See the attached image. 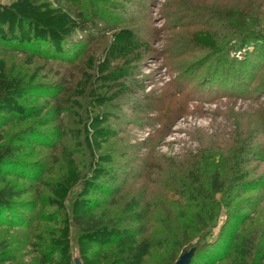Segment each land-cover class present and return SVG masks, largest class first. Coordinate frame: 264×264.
<instances>
[{
  "label": "trees",
  "instance_id": "16d2710c",
  "mask_svg": "<svg viewBox=\"0 0 264 264\" xmlns=\"http://www.w3.org/2000/svg\"><path fill=\"white\" fill-rule=\"evenodd\" d=\"M75 1L11 0L8 5L0 4V44L9 50L7 53L25 57V66L29 67L35 56L69 65L79 56V62L84 60L76 99L71 101L65 98L72 90L65 80L54 85L40 84L41 69L29 74L21 66L0 58V264H75L74 254L82 264H145L154 249L150 239L144 238L145 217L136 198L127 201L113 219L107 217L105 201H100L109 195L108 185L116 182L115 172L109 168L113 158L103 152L116 135L108 127L111 117L104 110L121 98L145 92L141 86L144 82L136 76L150 46L143 42L137 27L101 25L105 17L120 12L115 3L91 0L89 11L74 12L68 5ZM98 2L103 5H94ZM229 17L242 31L256 26L244 13L230 12ZM260 33L236 36L238 43L227 54L220 50L212 33L193 35L194 45L216 51L219 59L209 65V79L226 73L218 82L222 81L223 92L231 95L225 96L229 103L221 114L224 124L215 129L212 141L204 149L189 156L187 176L183 179L191 181L183 183L182 188L188 192V203L200 209L194 215L198 228L193 233L190 227L174 230L172 241L167 244L172 250L168 264H175L193 241L196 247L191 264H214L213 259L230 242L226 252L229 255L221 259L230 264H264V226L254 229L250 222L248 228L226 236V224L215 239H209L224 211L229 220L246 225L249 219H241V214L252 199L241 198L264 189V171L259 173L264 166V77L252 92L254 105L244 111H233L234 99L246 98L242 96L244 90L239 89L241 80L229 87L233 74L250 65L264 67V49L258 47L264 40ZM96 35L106 41L98 55L87 52L86 45ZM242 51L246 58L240 61L235 56ZM233 53L227 64L224 57ZM256 57L263 59L257 62ZM209 82L218 84L207 79L200 89ZM52 102L55 106L73 104L82 112L77 113L80 128L74 140L77 151L87 155V162L81 168L77 153L64 152L61 174L57 181L47 183L36 175L34 161L39 148L49 147L57 137H47L41 131L51 128L47 112L57 109L51 107ZM16 125L27 128L6 140L5 128ZM220 137L224 140L220 141ZM37 183L50 193L42 204L25 200L31 186ZM46 209L55 211L46 213ZM29 255L32 257L26 261Z\"/></svg>",
  "mask_w": 264,
  "mask_h": 264
},
{
  "label": "rangeland",
  "instance_id": "374dc122",
  "mask_svg": "<svg viewBox=\"0 0 264 264\" xmlns=\"http://www.w3.org/2000/svg\"><path fill=\"white\" fill-rule=\"evenodd\" d=\"M10 1L1 0L0 4L8 5ZM108 1L115 3L114 6L121 10L105 17L101 25L106 23L118 28L137 27L143 42L150 46V52L143 57L136 76L140 82H144L141 86L145 88V92L121 98L104 110L111 117L108 127L116 134L103 149L104 153L113 158V164L109 168L114 170L116 182L108 185L109 195L100 201H105L107 217L113 219L120 214L127 201L136 198L145 217L144 238L150 239L154 245L145 264H168L172 250L167 244L171 243L174 230L177 227L179 230L190 227L188 229L193 233L198 228L194 215L200 209L194 203H188V192L182 188L183 183L187 185L191 181L183 179L187 176L188 170L185 174V169L190 163L189 156L204 149L212 141L215 129L224 124L221 114L227 111L224 106L229 103L225 96L231 95L223 92L222 81L218 82L220 78L223 80V74L227 76L226 73L221 72L219 77L209 79L207 69L219 59L216 51L194 45L193 35L197 32L212 33L223 54H227L228 49L238 43L236 36L246 33L252 36V33L261 32L259 35L262 34L264 39V0ZM90 4L91 0H76L68 7L74 12L81 9L89 11ZM94 5L101 7L103 2ZM230 12L246 14L256 22V26L244 31L236 28L229 17ZM93 37L86 44L87 52L98 55L104 50L106 41L97 35ZM88 38L89 36L85 37L87 40ZM258 47L264 49V40ZM7 51L9 50L0 44V58L21 66L29 74L41 69L38 78L40 84L54 85L65 80L67 88L72 87L65 94V98H70L71 101L76 99V85L84 71V60L79 62L80 56L70 65L48 62L35 56L28 67L25 66V57L17 58L15 54ZM245 54L244 51L236 53L235 58L243 61ZM232 56L234 53L224 57L227 64ZM255 59L260 62L263 57ZM237 70L241 68L238 67ZM236 75H240V78L245 76V79H238ZM236 75L230 76L229 87L241 80L239 89L244 90L242 96L246 98L234 99L235 113L254 105L252 92L262 76L264 77V67L261 64L250 65ZM207 79L218 84L209 82L204 89H200V85ZM250 97L253 99H249ZM55 104L52 102L51 107L57 109L47 112L52 121L51 128H43L41 131L47 137H57L52 139L49 147L39 148L38 157L34 161L37 165L36 175L40 181L47 183L57 181L61 174L64 152L77 153L76 160L81 168L87 162V155L83 151H77V142L74 140L75 132L80 128L77 124V113L82 112L73 104ZM254 107L257 108L258 105ZM26 128V125L5 128L6 140L15 132H22ZM172 161L174 163L170 164ZM262 171L264 166L259 173ZM29 193L25 200L32 203L42 204L50 196L48 189L39 183L32 185ZM242 199H252V204H246L245 211L240 213L241 219H249L247 224L242 226L240 221L229 220L226 217L227 211H224L209 239H215L221 227L226 224V236H231L234 230L248 228L250 222L254 229L264 226V189L251 191ZM54 211L45 210L46 213ZM230 246L231 242L223 247V253L213 259L216 261L214 264H230L229 261L221 259ZM195 247V241L190 242L186 245L185 252ZM31 257L29 255L26 261ZM74 261H79L75 254Z\"/></svg>",
  "mask_w": 264,
  "mask_h": 264
},
{
  "label": "water",
  "instance_id": "95a60500",
  "mask_svg": "<svg viewBox=\"0 0 264 264\" xmlns=\"http://www.w3.org/2000/svg\"><path fill=\"white\" fill-rule=\"evenodd\" d=\"M194 249L183 254L175 264H191V261L194 257ZM75 264H82L80 261H76Z\"/></svg>",
  "mask_w": 264,
  "mask_h": 264
},
{
  "label": "built area",
  "instance_id": "2783aa9c",
  "mask_svg": "<svg viewBox=\"0 0 264 264\" xmlns=\"http://www.w3.org/2000/svg\"><path fill=\"white\" fill-rule=\"evenodd\" d=\"M0 2H1V0H0Z\"/></svg>",
  "mask_w": 264,
  "mask_h": 264
}]
</instances>
